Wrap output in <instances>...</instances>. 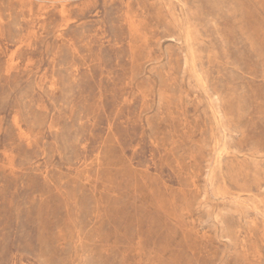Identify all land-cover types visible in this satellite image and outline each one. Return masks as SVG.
<instances>
[{
  "label": "rangeland",
  "instance_id": "obj_1",
  "mask_svg": "<svg viewBox=\"0 0 264 264\" xmlns=\"http://www.w3.org/2000/svg\"><path fill=\"white\" fill-rule=\"evenodd\" d=\"M0 264H264V0H0Z\"/></svg>",
  "mask_w": 264,
  "mask_h": 264
}]
</instances>
